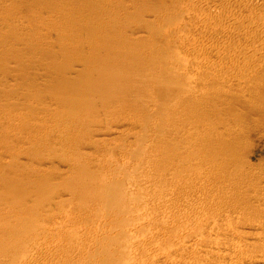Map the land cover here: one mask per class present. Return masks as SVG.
<instances>
[{
	"label": "rangeland",
	"instance_id": "rangeland-1",
	"mask_svg": "<svg viewBox=\"0 0 264 264\" xmlns=\"http://www.w3.org/2000/svg\"><path fill=\"white\" fill-rule=\"evenodd\" d=\"M177 1L0 0V264L128 223L159 241L152 233L174 234L186 211L204 215L193 238L228 207L264 212L226 194L244 192L245 176L264 185V30L247 26L258 13L239 23L230 0ZM199 21L209 28L190 27ZM230 22L236 38L221 28ZM250 48L260 62L236 60ZM106 52L116 83L103 94L85 71ZM251 238L237 240L247 254Z\"/></svg>",
	"mask_w": 264,
	"mask_h": 264
},
{
	"label": "bare ground",
	"instance_id": "bare-ground-1",
	"mask_svg": "<svg viewBox=\"0 0 264 264\" xmlns=\"http://www.w3.org/2000/svg\"><path fill=\"white\" fill-rule=\"evenodd\" d=\"M190 1L188 2L187 0V3H184V5L179 1H177V3L179 2L180 7L182 8H188L191 7V5H194ZM211 1L220 2V0ZM229 4H231V6H229L231 12H241V14L238 13L239 15H237V17L239 16L241 18L239 23L243 20L241 16L246 11L253 12L254 14L258 13V15H255L254 22L252 23L248 21L249 23H247V26L252 24V26L261 27L264 30V0H230ZM197 5L199 4H196V6ZM208 6L203 5L197 9L196 12L201 14L209 11ZM231 23L232 22L225 23L221 28L224 29V31H227L226 33L229 36L237 37V35H239V29ZM185 26L186 25L183 24L179 26V28ZM209 26L210 24L207 21H199L190 24V27L195 31H203L206 28H209ZM243 36L244 35H240V37H238L240 40L249 41L254 45L260 44L261 39L259 38L252 39L250 36ZM254 38H256V36ZM179 44H181V42ZM182 47L185 49V47L188 46L184 42ZM188 51L189 52L186 53L187 56L193 54L195 57V55L197 56L200 54L196 48H191V50ZM209 53L210 55L220 56L225 59H228L226 57H229L232 54L230 51V54H223L224 51L222 53L215 49H212ZM240 55L237 56L236 60L238 59L249 63L259 61L256 57L257 51L255 49L250 48V50ZM188 57L190 58V56ZM116 62L117 58L115 56L111 58L109 53L106 52L102 56L96 55V59L90 65V69L85 71L92 74V77L96 76L102 81L103 94L106 93V88H109L112 84L114 85V83H116L115 78V80H109V77H112V75L116 77V74L111 72L116 68ZM260 64L264 67V60H261ZM171 66L173 70L179 67L174 64ZM208 68L209 67H206V69ZM78 72L79 70H72V73L77 74ZM169 74L170 73H167V75ZM260 101L264 102V96ZM250 181L249 176L240 178L238 181L239 185L246 188L242 193L237 194L232 193L231 191H226L229 201H240L251 207H264V185L256 183L251 187L249 186ZM160 200L161 199L158 197H153L151 202L158 205L161 202ZM165 204L168 210L166 211L167 214L173 216L174 213H169L172 208L168 209V201H166ZM186 212V214L184 213L185 216L182 214V216H184V222H181V225L174 234H166L163 229L155 230V232L152 233L156 237L159 235L161 236V240L159 241L154 238H143L141 236L140 233L151 231L152 227L149 226L150 224L136 225L138 228H134L129 226L130 223L127 222L128 227L113 226L111 228L98 229L91 235V238H93L91 242H85L75 248L66 244H56L49 248V250H46L44 255H40L38 258L25 259L22 264H61L49 263L47 261L51 251H59L61 252V255L69 257L71 262L66 264H264V240L259 238L264 235L263 211H258L253 220L251 219L250 210L246 207H228L226 208L227 214L223 215L221 218L209 214V232H203L194 238L192 237V234L198 230L199 223L204 215L197 212ZM162 213L163 212H161V214ZM159 214L160 213L155 214V216L157 218L161 217ZM234 221L237 222V225L232 224ZM242 221H246V223H242ZM175 236L179 237L175 238ZM248 237H252L251 245L257 253L247 254L237 242V240H245ZM9 247L15 249L18 247V244L15 242L10 244Z\"/></svg>",
	"mask_w": 264,
	"mask_h": 264
}]
</instances>
